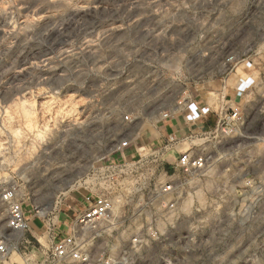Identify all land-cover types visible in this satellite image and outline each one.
Listing matches in <instances>:
<instances>
[{
	"label": "rangeland",
	"instance_id": "rangeland-1",
	"mask_svg": "<svg viewBox=\"0 0 264 264\" xmlns=\"http://www.w3.org/2000/svg\"><path fill=\"white\" fill-rule=\"evenodd\" d=\"M230 56L245 59L229 71ZM183 91L208 111L241 113L238 134L208 146L217 162L199 178L203 202L184 185L171 212L156 205L136 223L156 233L138 243L127 220L116 239L88 232L90 262L114 240L131 264H264V191L242 227L236 202L241 182L264 177V0H0V196L12 190L65 232L93 167L123 139L160 141V112L180 110ZM6 218L0 198V235L26 240L6 264H31L47 235L14 232Z\"/></svg>",
	"mask_w": 264,
	"mask_h": 264
},
{
	"label": "built area",
	"instance_id": "built-area-1",
	"mask_svg": "<svg viewBox=\"0 0 264 264\" xmlns=\"http://www.w3.org/2000/svg\"><path fill=\"white\" fill-rule=\"evenodd\" d=\"M244 59L228 57L229 65L226 69L233 70ZM197 90L200 92V89ZM185 93L183 91L176 100V106L180 109L189 107V103L193 101H185ZM172 113L176 112H160L164 119ZM216 114L214 125L189 128L183 134L169 133L161 142L136 143L130 138L121 140L116 147V158L99 163L93 167L90 175L87 174V179H91L93 184L86 183L87 179L83 180L85 185L81 186L87 191L82 193L80 208L75 212L72 224L66 225L65 232L56 229L46 212L34 207V212L28 214L22 203L14 197L12 190L4 191L0 198L6 204V225L14 232L23 233L30 229L31 220L38 219L47 235L45 250L36 259L33 258L34 262L31 264H131L120 256L114 240L109 245L108 258L90 262L84 237L88 232L96 231L99 236L116 239L124 232H120L119 228L124 225L125 220L129 221L127 226L131 227L132 243L140 242L139 239L144 236H155L156 233L151 228L139 229L136 223L147 221L151 209L156 205H160L166 213L171 212L178 201L179 190L184 185L195 193L199 178H212L216 171V153H210L208 146L222 143L238 134L242 120L237 106L221 108ZM130 147L131 151L127 152ZM94 185L100 187L97 193L92 191L95 189ZM248 189L255 196L254 199H250ZM262 191L264 177L251 185L241 182L236 201L240 226L248 219L251 203L259 201ZM214 196L215 193L211 192L204 220L210 222L208 231L204 233L209 237L213 236L212 216L216 210ZM256 214L258 219L262 217L260 209ZM24 242L26 240L20 237L11 241L0 235V264H6L13 247L18 248ZM32 249L37 250L35 247Z\"/></svg>",
	"mask_w": 264,
	"mask_h": 264
},
{
	"label": "crops",
	"instance_id": "crops-1",
	"mask_svg": "<svg viewBox=\"0 0 264 264\" xmlns=\"http://www.w3.org/2000/svg\"><path fill=\"white\" fill-rule=\"evenodd\" d=\"M202 103H204L202 99L193 100L191 103H189V107H184L176 113H172V115L168 118L164 119L161 129L162 133L160 141L156 139L152 141L161 142L169 133L183 134L189 128L198 126L208 127L214 125L217 114L215 113V111H208L207 109H205L202 106ZM228 106L229 105H227V107ZM35 221L39 222L38 226L34 225ZM30 231L34 236H37L39 238L44 235V228L42 227V224L38 219L31 220Z\"/></svg>",
	"mask_w": 264,
	"mask_h": 264
},
{
	"label": "bare ground",
	"instance_id": "bare-ground-1",
	"mask_svg": "<svg viewBox=\"0 0 264 264\" xmlns=\"http://www.w3.org/2000/svg\"><path fill=\"white\" fill-rule=\"evenodd\" d=\"M19 68H20V66H19ZM15 69H17V68L15 67ZM198 188H200V187H198ZM195 194H196L195 196H196L197 201L201 204L203 202V200H204V196H203L202 190L201 189L196 190ZM186 204H188V202H186Z\"/></svg>",
	"mask_w": 264,
	"mask_h": 264
}]
</instances>
